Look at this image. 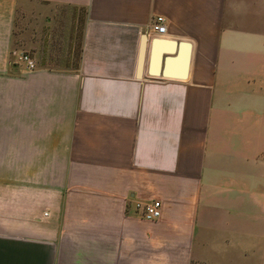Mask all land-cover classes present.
<instances>
[{"label":"crops","instance_id":"obj_1","mask_svg":"<svg viewBox=\"0 0 264 264\" xmlns=\"http://www.w3.org/2000/svg\"><path fill=\"white\" fill-rule=\"evenodd\" d=\"M0 264H264V0H0Z\"/></svg>","mask_w":264,"mask_h":264},{"label":"built area","instance_id":"obj_2","mask_svg":"<svg viewBox=\"0 0 264 264\" xmlns=\"http://www.w3.org/2000/svg\"><path fill=\"white\" fill-rule=\"evenodd\" d=\"M150 28L154 30L157 34H162L165 32L166 24L165 18L163 16H155L150 21ZM21 59L24 60L29 69L34 67V62L27 55H22ZM138 209L140 210V215L142 218L147 220H154L160 217L161 215V203L158 200H154L146 204H137Z\"/></svg>","mask_w":264,"mask_h":264},{"label":"water","instance_id":"obj_3","mask_svg":"<svg viewBox=\"0 0 264 264\" xmlns=\"http://www.w3.org/2000/svg\"><path fill=\"white\" fill-rule=\"evenodd\" d=\"M164 43L165 42L160 40V39H155L153 41V47H152V53H151V62L153 64L156 63V61L159 59V55H160V51H159V48L157 46H160L161 44H164ZM170 44L173 45L174 43H170ZM142 52H143V47H142V51H141V56H142ZM140 63H141V61H140Z\"/></svg>","mask_w":264,"mask_h":264}]
</instances>
